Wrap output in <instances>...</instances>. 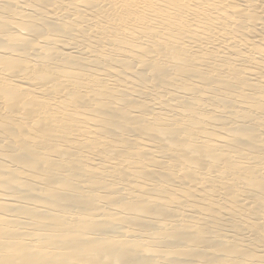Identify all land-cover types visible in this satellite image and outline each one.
<instances>
[{
	"label": "bare ground",
	"instance_id": "bare-ground-1",
	"mask_svg": "<svg viewBox=\"0 0 264 264\" xmlns=\"http://www.w3.org/2000/svg\"><path fill=\"white\" fill-rule=\"evenodd\" d=\"M0 264H264V0H0Z\"/></svg>",
	"mask_w": 264,
	"mask_h": 264
}]
</instances>
